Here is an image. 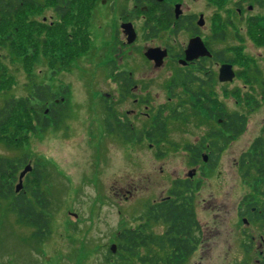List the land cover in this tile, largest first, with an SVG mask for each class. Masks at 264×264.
Here are the masks:
<instances>
[{"label":"flooded vegetation","instance_id":"flooded-vegetation-1","mask_svg":"<svg viewBox=\"0 0 264 264\" xmlns=\"http://www.w3.org/2000/svg\"><path fill=\"white\" fill-rule=\"evenodd\" d=\"M200 1L212 9L207 21L204 11L188 9L190 3ZM31 3L41 5L42 21L50 24L61 22L68 26L70 37H77L79 43H84L79 46L83 50L77 57L87 54L92 46L101 44L95 24L97 18L111 30L109 43L114 58L107 63L110 81L118 88L121 101L131 100L143 108L147 122L139 129L138 124L142 122L136 124L127 112L115 113L112 102H109L105 105L106 117L103 119L108 134L119 135L123 143L131 144L132 148L144 144L162 148L170 141L171 125L188 123L195 117L202 120V126L208 124L209 129L205 128L202 137L182 148L190 164L186 176L183 179L176 177L167 195L152 201L154 204L171 200L175 205L186 202L189 207H194L196 225L174 230L176 236L172 237L184 241L179 249L182 253L188 251L187 260L202 251L209 234L208 226L197 215V198L202 187L223 165L232 148L242 144L233 159L236 172L248 183V192L235 207L239 236L237 264H264V72L257 59L247 53L249 47L242 35L245 29L252 44L262 49L264 59V0H32ZM107 15L111 16L108 23ZM163 33L172 35L175 43L183 33L189 34L190 39L185 46L177 45V50L164 44L144 51L143 59L154 68L167 63L173 67L164 86L166 102L154 106L149 88L141 86L135 72L118 62L116 57L129 49H137L141 40L156 41ZM230 33L234 44H228ZM195 39L201 41L203 53L190 59L187 49ZM225 66L231 69L221 78ZM238 80L243 86L236 85L231 89L230 85ZM101 100L109 101L105 96ZM255 116L260 118L255 119ZM159 132H166V138L161 139ZM249 132L251 136L245 138ZM162 155L164 151L158 149L155 156L160 159ZM29 162L34 171L36 162ZM198 173L200 179L194 182ZM183 183H190L192 187L186 189ZM44 191V204L35 199L34 194L38 193L35 190L23 188L13 192L14 228L26 240L44 236L48 227L49 191ZM131 192L121 190L123 197L131 195ZM153 231L157 234L154 250L159 259L164 260L175 248L168 242L166 225L161 232ZM182 234L186 236L183 238Z\"/></svg>","mask_w":264,"mask_h":264},{"label":"rangeland","instance_id":"rangeland-1","mask_svg":"<svg viewBox=\"0 0 264 264\" xmlns=\"http://www.w3.org/2000/svg\"><path fill=\"white\" fill-rule=\"evenodd\" d=\"M188 9L204 11L206 21L212 11L202 1L190 3ZM110 17L107 15V23ZM36 19L42 21V13L36 15ZM95 24L101 44L68 61L67 69L63 70L67 65L62 62L57 68H51L48 59L35 65L34 81L49 85L55 92L68 87V107L61 124L32 136L26 149L8 148L0 143V156L18 158L27 153L31 161L44 165L52 201L49 212L53 215L48 238L41 242L39 239L26 240L14 228L10 201L0 199V264H120L117 258H110L113 262L108 259L115 235L123 228L136 227L147 205L165 197L176 177L186 176L190 164L182 148L202 137L208 127V124L202 126V120L197 117L188 123L177 122L171 125L170 141L162 148L148 144L132 148L131 144H124L119 135L108 134L103 119L105 105L109 102L115 113L127 112L136 124L142 122L138 124L139 129L145 126L147 117L143 108L133 101H121L118 88L110 81L107 65L114 58L109 43L111 30L98 18ZM242 35L249 47L247 53L257 59L264 72L262 49L252 44L245 29ZM189 39L190 35L183 33L175 43L172 35L163 33L154 42L141 40L137 49L118 54L116 60L135 72L141 86L149 88L151 101L157 106L166 102L164 86L173 67L167 63L154 68L143 59L144 51L164 44L177 50ZM227 39L228 44L235 43L231 33ZM1 55L16 76V85L0 95L1 102L12 96L27 95L30 81L22 64L11 61V56L2 48ZM59 68L62 70L58 71ZM236 85L242 87V81L234 82L230 88ZM104 96L108 97V102L101 100ZM258 118L260 116H255ZM252 126H256L254 120ZM248 136L250 132L245 138ZM241 145L232 148L223 165L202 187L197 198V215L208 226L209 234L202 251L185 264L238 263L235 207L248 192V183L241 179L233 164L234 153ZM158 149L164 151L160 159L155 156ZM200 176L198 173L193 181ZM121 190L132 192L123 197ZM153 227L161 232L164 224H153Z\"/></svg>","mask_w":264,"mask_h":264},{"label":"trees","instance_id":"trees-1","mask_svg":"<svg viewBox=\"0 0 264 264\" xmlns=\"http://www.w3.org/2000/svg\"><path fill=\"white\" fill-rule=\"evenodd\" d=\"M31 2L32 0H0V48L8 52L11 61L17 60L22 64L30 81L27 95L12 96L2 102L0 100V143L8 148L26 149L32 136L61 124L68 107V87L55 92L49 85L34 81V68L42 59H48L51 68H57L58 63L62 62L67 65L63 69L65 70L68 68L66 63L82 53L83 49H79V46L84 44L79 43L77 37H70L71 31L61 22L50 24L38 21L36 15L42 13L41 5H32ZM3 59L1 55L0 95L16 85L15 74ZM159 135L161 139L166 138V132H159ZM29 160L31 158L27 153L18 158L0 156V199L10 201L11 212L18 173ZM36 164L37 168L43 166L39 162ZM37 168L27 175L24 188L38 192L34 194L35 199L44 204L43 192L48 190L47 173L44 166L43 170ZM183 186L186 189L192 187L190 183H183ZM51 202L49 195L47 204ZM186 204L175 205L171 200H163L149 205L138 217L141 222L136 227L123 228L115 235L113 241L117 243L118 251L113 254L108 250L109 262H113L110 259L113 257L120 264H183L188 251L182 253L179 246L184 241L172 237L176 236L174 230H184L187 226L196 225L195 209ZM48 222L47 233L43 238L51 234L50 219ZM159 223L166 225V236L170 239L168 242L175 248L164 260L159 259L154 250L157 234L151 228L153 224ZM185 236L186 234H182L183 238ZM162 243L167 244L166 241ZM143 248L146 251L142 252ZM183 256L185 258L182 260Z\"/></svg>","mask_w":264,"mask_h":264},{"label":"water","instance_id":"water-1","mask_svg":"<svg viewBox=\"0 0 264 264\" xmlns=\"http://www.w3.org/2000/svg\"><path fill=\"white\" fill-rule=\"evenodd\" d=\"M203 53V48H202V43L200 40L198 39H195L193 40L188 49H187V55H188V58H194V57H197L198 55H201ZM231 69L230 66H225L222 68V71H221V78H223V76H226V74L229 73V70ZM231 72V71H230ZM232 73H231V76L232 77ZM227 79V78H226ZM31 165H27L26 168L22 171L21 175H20V179H19V183L16 187V190L17 191H20L23 187V178L24 176L29 172L31 171ZM111 250L113 252H116V245H112L111 246Z\"/></svg>","mask_w":264,"mask_h":264}]
</instances>
